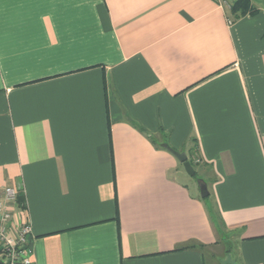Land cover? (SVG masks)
Instances as JSON below:
<instances>
[{
    "label": "crops",
    "instance_id": "crops-1",
    "mask_svg": "<svg viewBox=\"0 0 264 264\" xmlns=\"http://www.w3.org/2000/svg\"><path fill=\"white\" fill-rule=\"evenodd\" d=\"M250 6L0 0V199L22 195L33 264H264V0Z\"/></svg>",
    "mask_w": 264,
    "mask_h": 264
},
{
    "label": "built area",
    "instance_id": "built-area-1",
    "mask_svg": "<svg viewBox=\"0 0 264 264\" xmlns=\"http://www.w3.org/2000/svg\"><path fill=\"white\" fill-rule=\"evenodd\" d=\"M222 6L230 7L229 0H216ZM231 23V20L228 21ZM19 191L11 186L3 190L0 199V263L2 264H33L31 258V225L22 213L18 201ZM21 207V208H19ZM19 209L20 217L13 222V210Z\"/></svg>",
    "mask_w": 264,
    "mask_h": 264
},
{
    "label": "rangeland",
    "instance_id": "rangeland-1",
    "mask_svg": "<svg viewBox=\"0 0 264 264\" xmlns=\"http://www.w3.org/2000/svg\"><path fill=\"white\" fill-rule=\"evenodd\" d=\"M193 168H194V171H195V176L193 177H190L188 176L189 178H187L186 176H183L184 177V181H186L188 183V186L190 188V190L194 193H197L199 195V191L196 190L197 189V183H196V180L197 179H200V178H203V173H202V168L198 165H193ZM223 246H228L227 243H223ZM224 254L223 251H220L219 252H216V256H220L217 259V262L218 264H235V260L232 256L231 253H226L225 256H222ZM222 256V257H221ZM206 257V260H207V264H210V258L205 256Z\"/></svg>",
    "mask_w": 264,
    "mask_h": 264
},
{
    "label": "water",
    "instance_id": "water-1",
    "mask_svg": "<svg viewBox=\"0 0 264 264\" xmlns=\"http://www.w3.org/2000/svg\"><path fill=\"white\" fill-rule=\"evenodd\" d=\"M165 148L183 165L184 171L190 176L193 177L195 175V171L191 165V163L187 160V156L185 153H179L171 150L167 146ZM199 193L201 198H205L208 196L207 186L203 183L198 184ZM2 264V263H0Z\"/></svg>",
    "mask_w": 264,
    "mask_h": 264
},
{
    "label": "trees",
    "instance_id": "trees-1",
    "mask_svg": "<svg viewBox=\"0 0 264 264\" xmlns=\"http://www.w3.org/2000/svg\"><path fill=\"white\" fill-rule=\"evenodd\" d=\"M251 6H250V0H234L232 1L230 5V10L232 14L234 15V18L240 17L242 15H245L247 13H251ZM192 163V161L190 160ZM19 203H23V197L22 195H19L18 197ZM191 247V246H190Z\"/></svg>",
    "mask_w": 264,
    "mask_h": 264
}]
</instances>
